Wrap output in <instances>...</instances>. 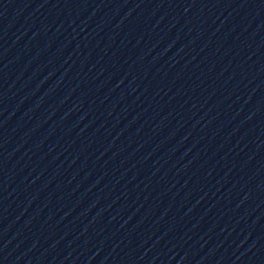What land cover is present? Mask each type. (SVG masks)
<instances>
[{"label":"water","instance_id":"obj_1","mask_svg":"<svg viewBox=\"0 0 264 264\" xmlns=\"http://www.w3.org/2000/svg\"><path fill=\"white\" fill-rule=\"evenodd\" d=\"M0 264H264V0H0Z\"/></svg>","mask_w":264,"mask_h":264}]
</instances>
